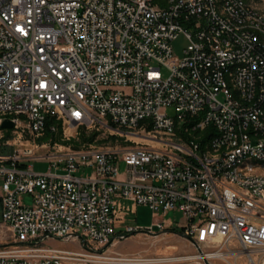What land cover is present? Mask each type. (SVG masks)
<instances>
[{
	"label": "built area",
	"instance_id": "2783aa9c",
	"mask_svg": "<svg viewBox=\"0 0 264 264\" xmlns=\"http://www.w3.org/2000/svg\"><path fill=\"white\" fill-rule=\"evenodd\" d=\"M225 7L242 20L258 15L238 0H225ZM180 35L188 42L182 57L173 47ZM222 72L235 80L242 101L231 103ZM10 109H23V116H10ZM193 118L199 121L182 128L177 141L182 151L140 146L35 157L22 149L1 156V222L12 243L0 246V264H169L203 255L264 264V165L232 173L240 158H264V20L235 30L212 0H0V125L9 119L41 133L51 121L55 131L63 122L141 127L155 119L162 135L160 127ZM209 125L216 150L247 138V151L212 163L201 142L187 136ZM41 158L50 162L43 173L31 164ZM118 199L181 213L183 224L157 222L153 235H180L199 254L111 251L152 231L118 227ZM56 240L81 241L84 249L49 245Z\"/></svg>",
	"mask_w": 264,
	"mask_h": 264
},
{
	"label": "rangeland",
	"instance_id": "374dc122",
	"mask_svg": "<svg viewBox=\"0 0 264 264\" xmlns=\"http://www.w3.org/2000/svg\"><path fill=\"white\" fill-rule=\"evenodd\" d=\"M248 4L264 13V0H245ZM162 0H156V4ZM188 45L187 40L183 35L173 42V47L179 57L183 56V51ZM163 73L168 76L169 72L164 69ZM169 114H174V110L164 109ZM149 123V125H148ZM62 126L56 125V130L52 131L49 136L46 132L34 133L30 132L25 125L19 129H3L0 125V157L7 156L14 152L32 151L35 157L49 156L56 153L77 152L84 153L89 149V152L101 149H118L127 150L140 146H159L152 140H149V131H151V122H143L141 127L136 130L113 131L111 129L99 126H71L67 123H60ZM147 128H146V127ZM79 127H84L89 134L96 133V138L92 143H79ZM146 128V130H144ZM153 135V134H152ZM184 138V136H183ZM36 172H46L50 166L48 158H41L32 161ZM126 165L121 164V175L119 179H124ZM89 171L80 172L79 175H88ZM27 203H31L29 196L25 197ZM163 221L166 227H177L184 223L181 213L176 211L169 212H154L149 207L139 205L131 201L122 200L117 206V225L124 229L126 226L138 227L141 230L152 229L151 234L136 233L129 236L126 240H121L111 247V251L122 254H142L152 257H166L179 255H198L197 248L180 235L174 233L160 234L154 237L160 230L154 225L157 222ZM12 243V235L9 228L0 222V246ZM81 241H65L56 240L50 241L49 245L54 248L81 251L84 246ZM236 248V245H232ZM207 250V249H206ZM207 252V251H205ZM88 264V263H87ZM169 264H248L243 259L240 262H235L233 258L228 261L219 258H203L191 257V260L184 262H175Z\"/></svg>",
	"mask_w": 264,
	"mask_h": 264
},
{
	"label": "bare ground",
	"instance_id": "6f19581e",
	"mask_svg": "<svg viewBox=\"0 0 264 264\" xmlns=\"http://www.w3.org/2000/svg\"><path fill=\"white\" fill-rule=\"evenodd\" d=\"M238 2H241L242 7L246 10L258 15H253V19L242 20L241 18L236 17V15L231 14V11H228V8L225 7V0H212V5H214L217 16H220L221 19L231 25L235 30H250L255 28V23H262V20H264L263 12L254 8L245 0H238ZM222 82L224 85V91L229 93L231 103L242 101V92L238 90V88H235V80L229 77V72H222ZM10 116H23V109H10ZM147 121L151 122V131H149V137L146 136V138H149V140H152L159 145L149 147V150L163 149L165 151H182L181 142H177L181 141V135L178 133L179 128L177 126V121H172V127H160V134L167 136L158 135V127H155V119H147L146 122ZM48 124L49 123H44L41 127V133L46 131ZM107 128L113 131H131L136 130L139 127H126L124 123H116L115 126ZM34 133L38 134V132ZM214 144H216V136L211 140L209 148L203 151L207 156V159L211 160L212 163H221V161L227 157L241 155L244 154V151H247V138H239L238 143H231L228 147H218L217 150L216 145ZM102 151L103 149L92 151L91 154H99V152ZM259 165H264V158H240L234 162V165H232V173L241 174L246 168ZM258 179L264 180V166L258 168ZM260 191H264V184H260ZM236 196H245V189L236 188Z\"/></svg>",
	"mask_w": 264,
	"mask_h": 264
},
{
	"label": "trees",
	"instance_id": "16d2710c",
	"mask_svg": "<svg viewBox=\"0 0 264 264\" xmlns=\"http://www.w3.org/2000/svg\"><path fill=\"white\" fill-rule=\"evenodd\" d=\"M197 121H199V118L197 119H191L189 122L187 123H183L181 125V123H179V121H177V126L179 128L178 133L182 136V128H190L192 127L195 123H197ZM55 123V121H51L48 124V127L46 129V134L47 136H49L51 134V128H52V124ZM59 126H62L60 123H57ZM1 128V127H0ZM187 136H190V138H196L197 140H199V142H201L202 146H203V151L207 150L209 148L210 142L211 140L216 136V131L215 128L213 127V125H209L206 127L205 130L203 131H195L191 134H187ZM96 138V133H87L84 129V127H79V143L80 144H89L92 143L94 141V139ZM0 210H1V206H0ZM0 222H1V215H0ZM179 233V232H178Z\"/></svg>",
	"mask_w": 264,
	"mask_h": 264
},
{
	"label": "water",
	"instance_id": "95a60500",
	"mask_svg": "<svg viewBox=\"0 0 264 264\" xmlns=\"http://www.w3.org/2000/svg\"><path fill=\"white\" fill-rule=\"evenodd\" d=\"M1 127L3 129H13L14 128V122L12 120L6 119L1 124Z\"/></svg>",
	"mask_w": 264,
	"mask_h": 264
},
{
	"label": "crops",
	"instance_id": "0c3cea01",
	"mask_svg": "<svg viewBox=\"0 0 264 264\" xmlns=\"http://www.w3.org/2000/svg\"><path fill=\"white\" fill-rule=\"evenodd\" d=\"M0 195H1V188H0ZM123 199H118V202L122 201ZM0 215H1V210H0Z\"/></svg>",
	"mask_w": 264,
	"mask_h": 264
}]
</instances>
